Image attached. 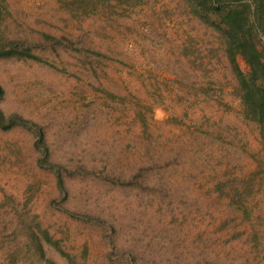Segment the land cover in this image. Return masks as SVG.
<instances>
[{"label":"rangeland","instance_id":"rangeland-1","mask_svg":"<svg viewBox=\"0 0 264 264\" xmlns=\"http://www.w3.org/2000/svg\"><path fill=\"white\" fill-rule=\"evenodd\" d=\"M3 1L10 36L49 64L1 58L0 105L44 126L70 196L62 200L55 175L38 166L32 131L0 129V264H44L31 230L82 262L87 245L86 264H264V139L241 113L219 31L187 0ZM254 172L252 219L235 220L240 212L214 187ZM43 243L47 257L69 264Z\"/></svg>","mask_w":264,"mask_h":264},{"label":"trees","instance_id":"trees-1","mask_svg":"<svg viewBox=\"0 0 264 264\" xmlns=\"http://www.w3.org/2000/svg\"><path fill=\"white\" fill-rule=\"evenodd\" d=\"M191 11L201 18L208 25L219 31L222 42L225 45L227 56L232 64L238 79L236 94L241 102V113L246 120L254 121L258 124L264 139V0H187ZM10 14L8 5L0 0V59L8 57H18L23 59H34L42 63L49 64L48 60L33 51L32 45L26 38L10 36L9 27L4 25L6 16ZM46 40L61 42L63 37L43 33ZM242 57L248 65L247 70H243L238 62V57ZM5 95V89L0 83V99ZM114 95V94H112ZM140 115V121L144 130L148 129V123ZM23 127L34 133V146L39 151L37 164L41 169L51 171L56 177L57 189L62 200L70 196V189L67 184L66 173L69 172L67 165L63 162L55 161L51 155V149L45 138L44 126L31 117L14 111L6 113L0 105V129L10 130L14 127ZM264 174V169H259L260 174ZM258 172L252 173L242 184L229 185L227 182H219L215 185L214 191L218 197L227 196L228 207L239 211L240 215L233 214L235 220L251 221L253 210L248 205V199L255 192V181ZM55 203V202H54ZM72 217H82L92 219L95 222L105 225L106 220L98 216L84 214L64 208ZM231 212V211H230ZM233 213V212H231ZM184 215V221L187 219ZM178 220V218H177ZM229 221V219H227ZM225 222L221 228H226ZM248 232L252 245L259 247L262 243L260 229L254 226L253 231ZM247 233L245 229L236 231L235 237H241ZM44 241L50 242L60 253L66 257L69 264H86L88 246L82 251L83 262L79 260L77 254L65 251L60 246V241L54 239L46 231L44 239L36 231L31 230L30 246H34L35 253L40 256L44 264H58L53 258L47 257ZM142 259V256H138ZM129 264H140L136 256ZM151 264H159L154 261Z\"/></svg>","mask_w":264,"mask_h":264}]
</instances>
